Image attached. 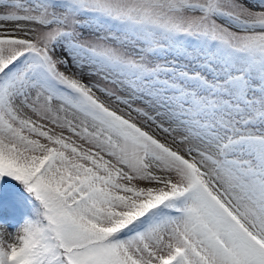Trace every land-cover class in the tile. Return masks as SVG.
I'll return each instance as SVG.
<instances>
[{
  "label": "snow or ice",
  "instance_id": "6c2138e0",
  "mask_svg": "<svg viewBox=\"0 0 264 264\" xmlns=\"http://www.w3.org/2000/svg\"><path fill=\"white\" fill-rule=\"evenodd\" d=\"M0 264H264V0H0Z\"/></svg>",
  "mask_w": 264,
  "mask_h": 264
}]
</instances>
